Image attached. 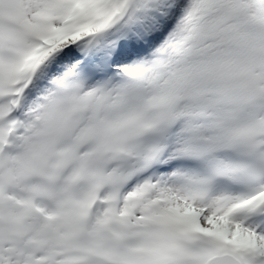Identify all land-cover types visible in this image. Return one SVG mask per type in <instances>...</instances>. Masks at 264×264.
<instances>
[{"label":"snow or ice","instance_id":"obj_1","mask_svg":"<svg viewBox=\"0 0 264 264\" xmlns=\"http://www.w3.org/2000/svg\"><path fill=\"white\" fill-rule=\"evenodd\" d=\"M0 264H264V0H0Z\"/></svg>","mask_w":264,"mask_h":264}]
</instances>
